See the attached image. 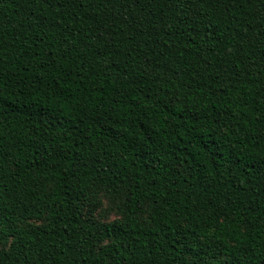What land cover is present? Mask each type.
Instances as JSON below:
<instances>
[{
	"label": "trees",
	"instance_id": "trees-1",
	"mask_svg": "<svg viewBox=\"0 0 264 264\" xmlns=\"http://www.w3.org/2000/svg\"><path fill=\"white\" fill-rule=\"evenodd\" d=\"M0 264H264V0H0Z\"/></svg>",
	"mask_w": 264,
	"mask_h": 264
},
{
	"label": "rangeland",
	"instance_id": "rangeland-1",
	"mask_svg": "<svg viewBox=\"0 0 264 264\" xmlns=\"http://www.w3.org/2000/svg\"><path fill=\"white\" fill-rule=\"evenodd\" d=\"M103 213H105V216H107L108 219L112 220L118 217L116 211H112L110 207H107L105 211H103Z\"/></svg>",
	"mask_w": 264,
	"mask_h": 264
}]
</instances>
